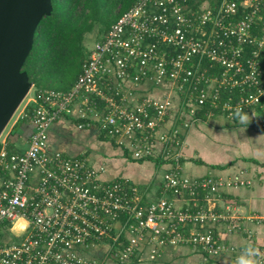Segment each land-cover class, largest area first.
Instances as JSON below:
<instances>
[{"label": "built area", "instance_id": "1", "mask_svg": "<svg viewBox=\"0 0 264 264\" xmlns=\"http://www.w3.org/2000/svg\"><path fill=\"white\" fill-rule=\"evenodd\" d=\"M144 83L166 86L168 96L144 94ZM37 96L19 115L31 125L26 148L0 141V264H100L84 255L96 245L108 246L107 264H140L144 252L159 264L166 246L179 245L214 257L226 248L216 225L230 233L237 222L191 199L238 178L184 175L182 129L199 111L233 119L239 107L264 131V0H135L94 43L68 91ZM61 116L80 128L96 123L134 160L167 165L157 196L51 150L48 128ZM21 218L28 227L15 233Z\"/></svg>", "mask_w": 264, "mask_h": 264}, {"label": "crops", "instance_id": "2", "mask_svg": "<svg viewBox=\"0 0 264 264\" xmlns=\"http://www.w3.org/2000/svg\"><path fill=\"white\" fill-rule=\"evenodd\" d=\"M197 117L199 119L191 126L182 129L184 175L190 179L212 176L225 183L237 177L238 181L224 184L209 198L200 193L191 199V205H209L217 212H232L237 227L227 233L224 223L216 225L215 235L226 248L214 257L190 245L166 246L159 264H235L248 245L264 252V218L261 221L254 218L264 214V131L256 130L251 120L248 125H242L219 112L208 116L206 111H199ZM74 119L61 116L50 124L48 144L51 150L72 157L82 156L91 166L104 167L102 179L125 177L150 199L157 196L167 165L134 160L123 153L124 149L114 139L101 133L96 123L80 128ZM30 131L28 122L21 125L18 137L22 144L19 148L13 147L14 150L26 148ZM175 203L183 205V201L177 199ZM145 254L140 264H152ZM97 256L91 258L100 264L109 263L108 248L105 254ZM258 260L264 264V258L258 257Z\"/></svg>", "mask_w": 264, "mask_h": 264}, {"label": "trees", "instance_id": "3", "mask_svg": "<svg viewBox=\"0 0 264 264\" xmlns=\"http://www.w3.org/2000/svg\"><path fill=\"white\" fill-rule=\"evenodd\" d=\"M134 2L135 0H51L52 10L39 21L32 48L22 67L35 87L36 97L38 98L39 90L68 91L90 52L84 45L86 34L94 26H98L99 39L102 38ZM35 105L36 103L31 102L28 108ZM27 122L26 118L18 119L12 132L17 130L21 133V125ZM8 149L13 150V144H9ZM123 153L127 155L126 150Z\"/></svg>", "mask_w": 264, "mask_h": 264}, {"label": "water", "instance_id": "4", "mask_svg": "<svg viewBox=\"0 0 264 264\" xmlns=\"http://www.w3.org/2000/svg\"><path fill=\"white\" fill-rule=\"evenodd\" d=\"M51 10V0H0V133L32 85L22 67Z\"/></svg>", "mask_w": 264, "mask_h": 264}, {"label": "rangeland", "instance_id": "5", "mask_svg": "<svg viewBox=\"0 0 264 264\" xmlns=\"http://www.w3.org/2000/svg\"><path fill=\"white\" fill-rule=\"evenodd\" d=\"M99 37H100V35L98 33V26H94L92 31L90 33L86 34V36L84 38V45L87 47V50H90L93 47L94 43L99 39ZM152 86H154L155 88H152ZM133 87H134V85L130 86L131 89ZM142 87L147 90L144 94H147L148 92L150 94H155V95L150 96L152 98L165 97V96H163L164 93L166 96H168V88L166 86L161 87L160 84L159 85H154V84L151 85V83H144V84H142ZM140 88H141V86H140ZM34 94H35V87L33 85H31L27 95L24 97V99L19 104V106L16 108V110L13 113V115L11 116L10 120L8 121V123L6 124V126L4 127L2 132L0 133V141H6L7 146L9 144H13V147H16V148H19L21 146L22 141L19 137H17L19 132L17 130L12 132V130H13L15 123L19 119V115H20L21 111H24V107L32 102ZM176 97H177V95H175L173 98V101L175 102L174 107H177V104H178V100ZM130 98L133 99V96L131 95ZM15 233H16V231H15ZM17 233H20V232L17 230ZM12 237H15L14 234L5 233V240L9 239V238L11 239ZM107 248H108L107 245H96V246L91 247L87 251H85L84 255L87 257L88 256L98 257L97 255L105 254Z\"/></svg>", "mask_w": 264, "mask_h": 264}, {"label": "clouds", "instance_id": "6", "mask_svg": "<svg viewBox=\"0 0 264 264\" xmlns=\"http://www.w3.org/2000/svg\"><path fill=\"white\" fill-rule=\"evenodd\" d=\"M233 118L236 119L240 124H247L250 122L252 117L246 113L243 108H236L233 112ZM28 227V222L23 221L21 218L18 220L17 224L13 226V230L23 231ZM261 256V253L258 248L248 245L245 247L241 255L236 259L235 264H260L258 257Z\"/></svg>", "mask_w": 264, "mask_h": 264}]
</instances>
